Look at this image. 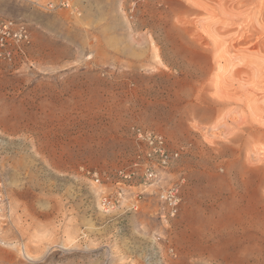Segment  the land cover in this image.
I'll use <instances>...</instances> for the list:
<instances>
[{
  "label": "rangeland",
  "instance_id": "obj_1",
  "mask_svg": "<svg viewBox=\"0 0 264 264\" xmlns=\"http://www.w3.org/2000/svg\"><path fill=\"white\" fill-rule=\"evenodd\" d=\"M0 0L32 67L0 63V264H264V0ZM163 134L185 179L110 214L132 128ZM142 191L135 188L134 192Z\"/></svg>",
  "mask_w": 264,
  "mask_h": 264
},
{
  "label": "built area",
  "instance_id": "obj_2",
  "mask_svg": "<svg viewBox=\"0 0 264 264\" xmlns=\"http://www.w3.org/2000/svg\"><path fill=\"white\" fill-rule=\"evenodd\" d=\"M43 10L54 12L72 9V0H48L39 5ZM33 33L26 22L0 16V63L19 71L32 67ZM136 149L131 164L121 168L114 178L103 182L104 175L98 170H87L86 174L99 187L98 205L105 214H110L124 206L130 211L139 209L148 195V189L154 187L160 204V218H175L183 204V186L185 179L170 180L164 183V175L178 159V152L168 149L162 133L140 127L132 128ZM142 191L134 192L135 188ZM3 183L0 180V198Z\"/></svg>",
  "mask_w": 264,
  "mask_h": 264
}]
</instances>
